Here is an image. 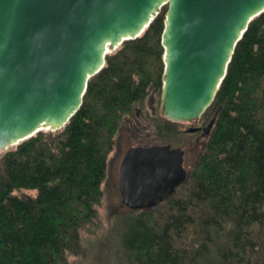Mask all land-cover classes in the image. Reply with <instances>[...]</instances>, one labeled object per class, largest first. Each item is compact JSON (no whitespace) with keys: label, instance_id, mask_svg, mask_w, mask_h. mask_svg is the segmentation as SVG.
Listing matches in <instances>:
<instances>
[{"label":"trees","instance_id":"1","mask_svg":"<svg viewBox=\"0 0 264 264\" xmlns=\"http://www.w3.org/2000/svg\"><path fill=\"white\" fill-rule=\"evenodd\" d=\"M167 10L106 54L62 128L0 154V264H71L70 255L85 253L81 233L99 218L123 119L162 92ZM146 117L153 142L180 147L194 137L158 111ZM212 118L194 167L171 197L114 213L118 264H264V11L237 42L200 121Z\"/></svg>","mask_w":264,"mask_h":264},{"label":"water","instance_id":"2","mask_svg":"<svg viewBox=\"0 0 264 264\" xmlns=\"http://www.w3.org/2000/svg\"><path fill=\"white\" fill-rule=\"evenodd\" d=\"M165 4L161 114L190 122L212 103L264 0H0V152L62 128L106 54L142 35ZM185 153L168 143L130 147L120 166L123 205L145 209L171 197L189 175Z\"/></svg>","mask_w":264,"mask_h":264},{"label":"rangeland","instance_id":"3","mask_svg":"<svg viewBox=\"0 0 264 264\" xmlns=\"http://www.w3.org/2000/svg\"><path fill=\"white\" fill-rule=\"evenodd\" d=\"M161 103L162 92L152 91L142 103L135 105L133 114L124 117L116 137V144L109 154L107 176L102 184L104 197L99 206V218L94 224L88 225L82 230L81 237L85 253L82 255H70L69 261L71 264H118L115 255V248L118 243L112 232L113 223L116 219L114 213L120 211L122 212L121 215L125 216L129 210L128 207L123 205L120 192L121 162L125 152L131 146L139 145L141 141L150 144H160L149 139L152 137L149 135L152 129L150 121L146 119V115L156 111L161 113ZM180 127L186 131V129L190 128L189 122H180ZM201 140L202 138H200L199 144L180 146L186 152L184 166L188 171L192 170L202 151L204 144ZM3 152L5 151L0 152V154ZM17 192L36 193L33 190Z\"/></svg>","mask_w":264,"mask_h":264},{"label":"flooded vegetation","instance_id":"4","mask_svg":"<svg viewBox=\"0 0 264 264\" xmlns=\"http://www.w3.org/2000/svg\"><path fill=\"white\" fill-rule=\"evenodd\" d=\"M213 119V118H212ZM211 119V120H212ZM210 120V121H211ZM209 121V122H210ZM209 122H201L200 121V119H197V120H193V121H190L189 122V125H190V127H197L198 128V130L197 131H195V132H191L192 134H194L195 135V137L192 139V140H190V141H188L187 142V144L186 145H189V144H194L195 145V143L196 144H199V142H200V138H202V140L201 141H203V144L206 142L205 140H206V138H207V136H208V134L210 133V130H211V128L209 129V131H204V128L206 127V126H208V124H209ZM187 133H189V132H187ZM139 145H143V146H145V145H151L150 143H145V142H140V144ZM185 145V146H186ZM135 146V145H134ZM137 146V145H136ZM132 147V146H131ZM126 153V152H125ZM125 155V154H124ZM123 160V159H122Z\"/></svg>","mask_w":264,"mask_h":264},{"label":"bare ground","instance_id":"5","mask_svg":"<svg viewBox=\"0 0 264 264\" xmlns=\"http://www.w3.org/2000/svg\"><path fill=\"white\" fill-rule=\"evenodd\" d=\"M44 130H45V128H44Z\"/></svg>","mask_w":264,"mask_h":264}]
</instances>
